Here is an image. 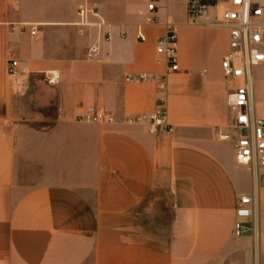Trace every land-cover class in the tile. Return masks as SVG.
<instances>
[{
	"label": "crops",
	"instance_id": "1",
	"mask_svg": "<svg viewBox=\"0 0 264 264\" xmlns=\"http://www.w3.org/2000/svg\"><path fill=\"white\" fill-rule=\"evenodd\" d=\"M87 4L105 18L103 32L79 25ZM171 6L160 0V23L140 42L141 2L0 0V264H264V184L235 161L221 66L229 33L182 27L179 71L168 73L156 40L168 20L177 25ZM218 34L226 45L215 57ZM136 75L151 79L128 80ZM260 94L264 119V82ZM158 101L170 135L130 123ZM90 112L115 122L78 120ZM243 196L253 216L236 236Z\"/></svg>",
	"mask_w": 264,
	"mask_h": 264
},
{
	"label": "built area",
	"instance_id": "2",
	"mask_svg": "<svg viewBox=\"0 0 264 264\" xmlns=\"http://www.w3.org/2000/svg\"><path fill=\"white\" fill-rule=\"evenodd\" d=\"M143 5V22L136 26V38L147 41L146 27L158 25L160 0H140ZM188 21L198 24L209 12L217 9V19L212 26L224 28L229 33V50L222 61L224 79L232 85L227 96V105L233 114L231 128L234 133L235 161L254 173L257 181L264 184V119L255 110L254 69L264 65V2L263 0H184ZM80 26L96 27L103 32L107 26L105 18L98 7L83 5L78 10ZM94 20V21H93ZM166 34L156 40L158 61L164 63L169 72L179 71V30L177 25L168 20L165 23ZM36 27L31 34L35 35ZM106 41L111 34L104 33ZM98 46H92L90 56L98 54ZM10 77L19 73V62L10 60L7 66ZM151 78L143 75L130 77L136 82L148 81ZM159 89L165 88V78L160 79ZM82 122L112 124L115 119L105 113L90 112L78 119ZM130 123H144L148 132L156 137L170 135L174 127L169 123L163 101H158L152 112L131 119ZM222 141L230 140V135L220 133ZM253 216L251 197L243 196L236 210L237 221L235 234L244 232V222Z\"/></svg>",
	"mask_w": 264,
	"mask_h": 264
},
{
	"label": "rangeland",
	"instance_id": "3",
	"mask_svg": "<svg viewBox=\"0 0 264 264\" xmlns=\"http://www.w3.org/2000/svg\"><path fill=\"white\" fill-rule=\"evenodd\" d=\"M172 6L170 8L171 14L175 17L177 26L179 27L180 35L182 34V27L191 30V33L194 35H199L200 31L199 27L210 26L211 23H214L217 19V14L209 16L208 18H204L198 24H192L188 21L187 15L184 11L183 0H171ZM128 2L132 5H138L140 0H128ZM143 11V8L141 9ZM140 11L138 9L135 10L134 16L137 19H140ZM204 33V32H203ZM219 38V42L212 48L213 54L215 57H218L223 52V47L225 48L226 40L225 37L222 38V35H217ZM254 80H255V99L256 102L259 103L261 100L260 94V85L264 82V66L257 67L254 69Z\"/></svg>",
	"mask_w": 264,
	"mask_h": 264
},
{
	"label": "bare ground",
	"instance_id": "4",
	"mask_svg": "<svg viewBox=\"0 0 264 264\" xmlns=\"http://www.w3.org/2000/svg\"><path fill=\"white\" fill-rule=\"evenodd\" d=\"M263 2H264V0H263Z\"/></svg>",
	"mask_w": 264,
	"mask_h": 264
}]
</instances>
